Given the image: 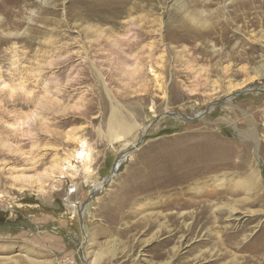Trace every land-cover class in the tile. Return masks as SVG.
Instances as JSON below:
<instances>
[{
	"label": "rangeland",
	"instance_id": "374dc122",
	"mask_svg": "<svg viewBox=\"0 0 264 264\" xmlns=\"http://www.w3.org/2000/svg\"><path fill=\"white\" fill-rule=\"evenodd\" d=\"M104 1L114 12L145 7L108 34L111 25L70 16L75 0H0V264H90L101 252L97 264H264V0ZM140 25L152 32L142 80L130 81L127 50L121 67H98L137 126L111 147L103 86L90 77L69 87L79 59L56 71L81 54L74 42L91 51ZM184 25L203 38L180 39ZM252 131L253 142L242 136ZM80 140L92 146L90 173L61 172Z\"/></svg>",
	"mask_w": 264,
	"mask_h": 264
},
{
	"label": "bare ground",
	"instance_id": "6f19581e",
	"mask_svg": "<svg viewBox=\"0 0 264 264\" xmlns=\"http://www.w3.org/2000/svg\"><path fill=\"white\" fill-rule=\"evenodd\" d=\"M10 1H11V3H14L15 2V0H10ZM75 1H78V2H76V3L74 2L75 4L71 5V11H69L70 16H72L73 18H76L77 20H80L81 22H89L90 20H93V21H97L98 24L109 25V26L111 25V27H109L107 29V33L108 34H111L112 29L114 27H116V26L119 25V23L117 22L118 19L122 18L125 15L126 16H129L130 14L135 13L137 11H144V7H145L142 4H139V3H137V4L135 3L134 4L133 3V4L129 5L128 8L125 9V5L126 4H124L123 6L121 5L122 7L120 5H118V6H120L118 8L119 11L118 12H114L111 9V7H110L111 5H108L107 6L108 3H105L104 0H75ZM109 9H111L113 12L110 11ZM203 14H204L203 12H198V13L194 14V17L190 18V16H189L187 18H190V22H192V23L193 22H198L199 20L202 19V17H203L202 15ZM130 23H132V21ZM185 25L179 27L184 32L180 36V39L181 38H187V39H190L191 38L192 39L193 37H195V38H197V37H200L201 38L202 37L203 38L204 35H199V34H201V33H199V31H196V33H195V31L190 33L188 30L191 29L190 28L191 26L189 28H185ZM202 26H204V25H202ZM145 29H146L145 26L140 25L139 26V29L136 31L135 37L133 39H129V40H126L125 42H120V43H116V44L114 43L113 39L110 38L109 35L108 36H100L101 38H103L102 41L100 42V44H97V45L94 44L93 45V49H91V51L94 52V54L97 53L98 57H101V58L103 57L104 58L102 61H100L98 63H95L89 57L90 56V52H91L89 50L90 49V46H89V49H88V47L87 46H84L83 43H81V42H74L73 44L75 46H77V48L79 50H81V52H80L81 54L78 53L77 55H75L74 53H71L70 52V54L66 57V59L63 60L61 64H58L59 68L57 69L56 72L61 74V73L66 72V70L69 67H71L70 68V71H72V68L76 69L75 66L73 67V62L75 61L74 59H79L80 60V63H79L80 68L77 69V74H76L75 78L72 79V81H69L67 83V84H73V85H69V87H71V88H75L76 85H79V84L83 83L84 81H86L90 77L94 78L96 81H98L99 84H101L103 86L104 92H105V94H106V96H107V98L109 100V103H110V111H109V115H108L107 120H106V131H105L103 137H104V139L106 138L108 144L111 147L114 145V143H119V144H121V143H124V144L128 143L126 140L132 135L133 132H136L137 126L134 123H131V122L128 121L127 117H125L123 115L122 109L119 107L117 101H114V99L111 98L108 90L105 87V82H104L105 80H103V77L101 75V72L98 70V67H106L107 70L121 67L122 65H120V61H116V57H118V58L121 59L124 56V54H125V52L127 50V51H129L130 55L128 56V58H125L122 63H124L125 60H127V61L132 60L133 61L134 67H132V69L126 70L130 74V77H129L131 79L130 81L136 80V78L137 79L138 78L141 79V77L143 76V74L142 73H139V71H140L139 69H140V65L144 61V59L142 58V54L145 53L144 48L141 45L144 42V40H146L149 37V35L152 34L151 31H149V30L146 31ZM199 30L201 31V28ZM107 33H105V34H107ZM207 33H209V32H207ZM222 34H224L223 33V30H222ZM4 35L5 36H9V37L12 36V34L10 32H6V33H4ZM13 35H14V33H13ZM0 46H1V41H0ZM100 46L102 48H99ZM123 46L125 48H122ZM56 47L57 46H55V49H56ZM69 47L70 46L68 45L67 48H69ZM157 47H158V45L155 44V47L153 49L151 48V49H148L147 50V53H148V56H149L148 57L149 58L148 70L153 75V78L151 80H153L154 83H158V78H157V75L155 73L156 71L153 69L152 61H153L154 58H152V57L154 55L153 50L155 52L156 49H157ZM103 50H105L104 51L105 52L104 53L105 55L104 54H101L100 55L99 52L100 51H103ZM251 50H254V49L252 48ZM112 55L115 56V58L111 59L110 56H112ZM239 56L240 55H238L237 57H239ZM211 57H213V56H211ZM232 60H233V58H232ZM196 77H197V75H196ZM230 86L231 85H229V87ZM2 87L5 88V85H3ZM17 89H20V90L23 91V88L20 85L17 88L10 87L8 90H9V93L12 94ZM72 90L73 91H71V92H74L77 89H72ZM24 94H26V92ZM29 94L30 93H28L26 95L29 96ZM68 94H70V91L64 90L62 92V99L63 98H66V96H68ZM56 97H58V95H56ZM47 102H49V98H47ZM227 103L229 104V102H227ZM49 108L50 107L48 106V109ZM35 116L38 117V113L37 112H35ZM98 133L100 135L103 134L100 129H98ZM242 136L246 140H249V141H252L253 142V140H254V137L253 136H255V134L252 131L251 136L250 135H246L244 133L242 134ZM77 138H78V136H77ZM92 151L93 150H92V146L91 145H89L84 140H80L78 142L77 149L74 151V154L73 155L71 154L72 156L70 157V159L65 160L64 162H62V164L59 166V170L61 172L75 171L77 173H81L82 172V174H86V175L89 174L90 173V167H89V165L92 162V158H93V154H92L93 152ZM45 175H47L45 172L42 173V175H40L34 181L37 186H40L42 184L41 178L43 176H45ZM251 175H253V172L251 173ZM19 177L25 178V179L26 178L27 179L30 178V177H27L25 175H19ZM50 177H52V176H50ZM251 178H252L251 176H247L245 178L246 180L243 181V184H244V187H245V190L246 191H252L254 189V185H253V182H251ZM221 182H223L222 179H219V180L217 179V181H215L216 184H218V183L219 184H222ZM32 184L33 183L30 182L29 179H28V182H26V186L31 188L32 187ZM241 188L244 191L243 187H241ZM38 189H39V191H43V189L41 188V186L38 187ZM83 209L84 208H82V210ZM230 209L233 211L232 208H229V210ZM201 210H203V209H201ZM174 251H176V250L173 249V252ZM101 258H102V252L99 253V254H97V256H95V258L92 260V262H90V264H97L101 260ZM169 262H165L164 264H168Z\"/></svg>",
	"mask_w": 264,
	"mask_h": 264
}]
</instances>
